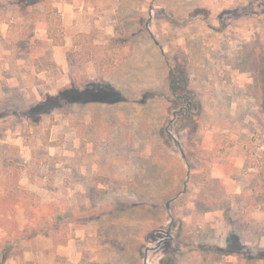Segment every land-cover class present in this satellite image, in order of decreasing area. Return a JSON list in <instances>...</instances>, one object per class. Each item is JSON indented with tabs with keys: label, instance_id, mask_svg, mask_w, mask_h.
<instances>
[{
	"label": "rangeland",
	"instance_id": "rangeland-1",
	"mask_svg": "<svg viewBox=\"0 0 264 264\" xmlns=\"http://www.w3.org/2000/svg\"><path fill=\"white\" fill-rule=\"evenodd\" d=\"M0 264H264V0H0Z\"/></svg>",
	"mask_w": 264,
	"mask_h": 264
},
{
	"label": "trees",
	"instance_id": "trees-1",
	"mask_svg": "<svg viewBox=\"0 0 264 264\" xmlns=\"http://www.w3.org/2000/svg\"><path fill=\"white\" fill-rule=\"evenodd\" d=\"M173 79L176 81L177 78L173 75ZM100 91L103 92L104 95L99 96V97L95 96V98H97L96 101L103 102V101H111L112 98L116 99V100L122 98V95L120 93H118L117 91H115L110 85L104 86L103 91L99 90V94H100ZM86 93L89 94L90 96L99 95V94H96L95 92H93L91 90L84 92L85 95H86ZM84 94L81 91H79L78 88L64 89L61 91V93L59 95L47 96L45 98V103L42 104L41 106H38L37 109L42 108L39 111L43 112V110H45L44 112L47 113L50 110H52L54 107H58V108L64 107L65 103L67 102L66 99H69V100L75 99L76 101H81V100H83L84 97L87 98ZM72 97H74V98L72 99ZM234 240H235V245L239 246V239L234 238ZM234 248H237V247H234Z\"/></svg>",
	"mask_w": 264,
	"mask_h": 264
}]
</instances>
